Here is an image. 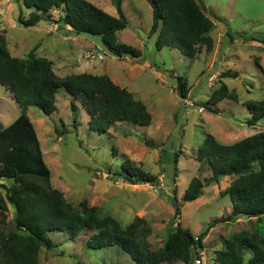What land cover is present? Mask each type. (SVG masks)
I'll list each match as a JSON object with an SVG mask.
<instances>
[{
  "label": "rangeland",
  "instance_id": "374dc122",
  "mask_svg": "<svg viewBox=\"0 0 264 264\" xmlns=\"http://www.w3.org/2000/svg\"><path fill=\"white\" fill-rule=\"evenodd\" d=\"M88 1L117 16L113 0ZM196 1L213 22L212 46L199 47L194 58L189 59L177 48H156V34H149L152 8L147 0H122L128 26L117 32L119 41L140 51L138 58H118L99 36L77 34L68 26L54 23L62 8L51 9L50 20L41 19L35 26L24 27L17 22L18 15L27 19L31 9L21 1L0 0V31H5L12 56L25 58L36 46V55L51 60L57 75L82 72L106 75L146 105L151 114L149 125L118 122L103 134L89 126L85 106L64 88L55 95L53 113L45 115L30 106L27 115L50 169L52 185L63 193L66 201L77 207L86 200L89 206L98 209L100 216L110 215L122 227L135 217H143L150 228L151 250L162 248L168 232L175 226L171 224L173 195L180 203L176 221L194 236L209 221L232 210L229 197H221L220 193L236 176H221L217 183L209 182L210 168L206 162L196 160L197 148L205 135L210 133L220 143L229 144L264 130V118L255 124L246 122L251 115L244 105L247 100L264 98V0ZM165 70L186 79V98L193 103L191 106H186L175 87L167 83ZM228 70L238 72V77H220L221 72ZM221 80L237 95V100L224 98L214 105L217 112L206 107L200 109ZM71 101L76 105L74 110ZM19 114V106L0 85V127ZM126 161L156 175L158 184H133L113 175ZM192 176L204 180L203 194L185 202L182 197ZM0 182L11 185L12 180L0 178ZM13 212L9 206V218ZM242 230L264 236V218L258 221L240 216L209 227L202 240L204 263L213 264L215 251L223 249L224 240ZM92 234L91 230H84L70 238L65 232L48 233L54 247H41L39 263L136 264L117 245L88 248L86 241ZM251 255L250 250L245 251L243 264H248ZM160 264H193V260Z\"/></svg>",
  "mask_w": 264,
  "mask_h": 264
},
{
  "label": "trees",
  "instance_id": "16d2710c",
  "mask_svg": "<svg viewBox=\"0 0 264 264\" xmlns=\"http://www.w3.org/2000/svg\"><path fill=\"white\" fill-rule=\"evenodd\" d=\"M31 9L27 19L19 14L17 22L24 27L35 26L41 19L50 20V10L62 8L54 23L69 27L77 34L99 36L110 52L118 57L138 58L141 53L117 38V32L128 26L122 0H113L117 16L111 15L88 0H16ZM152 8L149 34H156L155 46L177 48L189 59L199 47L210 49L212 20L206 16L196 0H147ZM253 39V38H251ZM33 47L27 57L12 56L7 47L5 31H0V85L8 91L20 108V114L6 126L0 127V178L11 179V185L0 182V264H40L41 247H54L48 233L65 232L70 238L84 230H91L86 246L101 249L117 245L136 264L189 262L201 257L202 240L208 228L240 216L264 218V130L233 143H220L210 133L196 151V160L206 162L211 171L209 182L217 183L221 176L235 175L220 196L227 195L231 212L214 218L197 234V240L177 219L180 203L172 196L175 226L168 232L162 248L151 250L148 241L150 228L143 217H135L122 227L110 215L100 216L98 209L82 200L77 207L67 202L63 193L51 182L50 169L44 161L40 142L32 121L27 115L30 106L45 115L56 109L55 95L64 88L79 99L89 115V126L100 134L118 122L147 126L151 114L144 102L134 98L126 88L106 75L74 73L61 77L55 73L52 61L38 56ZM255 63L260 67L257 60ZM262 69V68H261ZM263 71V70H262ZM220 77H238L236 71H223ZM175 91L179 98L188 96L186 79L177 75ZM249 85V84H248ZM237 100V95L220 81L203 107L214 108L224 98ZM74 110L76 105L70 103ZM248 124L264 118V98L247 100ZM56 130V129H55ZM58 131V130H56ZM62 132V131H61ZM174 156V161H177ZM113 175L133 184H158L156 175L145 172L126 161ZM204 180L192 176L182 200L193 201L203 194ZM4 190V192H3ZM14 209L11 218L8 207ZM223 249L215 251L213 264H243L246 250L252 252L248 264H264V236L245 230L225 239Z\"/></svg>",
  "mask_w": 264,
  "mask_h": 264
},
{
  "label": "water",
  "instance_id": "95a60500",
  "mask_svg": "<svg viewBox=\"0 0 264 264\" xmlns=\"http://www.w3.org/2000/svg\"><path fill=\"white\" fill-rule=\"evenodd\" d=\"M164 76H165L166 81H167V83H168L169 85H171V86H173V87H175V86L177 85V83H178V78L172 76V75L170 74V71L165 70V71H164ZM219 114L222 115V116H224V117L227 116V114L224 113V112H219Z\"/></svg>",
  "mask_w": 264,
  "mask_h": 264
},
{
  "label": "built area",
  "instance_id": "2783aa9c",
  "mask_svg": "<svg viewBox=\"0 0 264 264\" xmlns=\"http://www.w3.org/2000/svg\"><path fill=\"white\" fill-rule=\"evenodd\" d=\"M184 104L187 106H191L193 103L191 102V100H189L188 98H184L183 99ZM204 108L203 106H200V109ZM194 239L197 240V236H194ZM200 254H202V252L200 250H198ZM193 264H205L204 261L202 260L201 257H195L193 260Z\"/></svg>",
  "mask_w": 264,
  "mask_h": 264
},
{
  "label": "crops",
  "instance_id": "0c3cea01",
  "mask_svg": "<svg viewBox=\"0 0 264 264\" xmlns=\"http://www.w3.org/2000/svg\"><path fill=\"white\" fill-rule=\"evenodd\" d=\"M6 125H7V124H6ZM6 125H5V126H6Z\"/></svg>",
  "mask_w": 264,
  "mask_h": 264
}]
</instances>
